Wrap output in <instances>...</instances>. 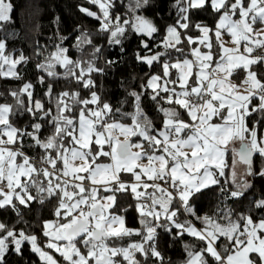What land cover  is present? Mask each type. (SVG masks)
Masks as SVG:
<instances>
[{"label":"snow or ice","instance_id":"snow-or-ice-1","mask_svg":"<svg viewBox=\"0 0 264 264\" xmlns=\"http://www.w3.org/2000/svg\"><path fill=\"white\" fill-rule=\"evenodd\" d=\"M86 2L97 11L77 9L98 22L94 32L78 25L67 46L57 17L51 48L34 49L47 102L25 82L7 93L13 103H0V211L17 217L0 222V264L9 253L24 259L25 247L39 264H166L162 235L182 243V264H264V192L250 198L264 180V0H172L163 32L143 12L152 0ZM12 12L0 0V30ZM132 36L149 71L127 92L126 111L128 99L114 107L95 77L127 55ZM29 59L0 37V78L21 79ZM60 80L77 87L56 92ZM209 190L218 203L201 215L193 204ZM34 204L51 206L39 234L24 220Z\"/></svg>","mask_w":264,"mask_h":264},{"label":"trees","instance_id":"trees-1","mask_svg":"<svg viewBox=\"0 0 264 264\" xmlns=\"http://www.w3.org/2000/svg\"><path fill=\"white\" fill-rule=\"evenodd\" d=\"M13 5L12 20L9 23L3 24V30H0V37H7V48L9 52H13L14 55H19L23 52L28 56L29 62L22 66H18L21 79H5L0 78V103H13L12 98L7 95L10 90H16L22 86L25 82H31L34 84V94L37 98H44L43 93L46 90L47 83L40 85L37 83V77L41 73L37 70V62L41 59L34 53V49L38 46H48L55 42V34L57 32V25L54 23L57 17L60 18L59 29L62 35L68 36L69 39L65 42L67 46H71L75 43V35L77 34L75 29L78 25L84 28L95 31L97 21L80 13L77 9L78 4H83L85 7L92 8L93 11L97 9L89 5L86 0H9ZM172 0H152L151 6L146 10H143L144 14L152 18L154 22L161 27V32L167 23H171L170 15L173 10L170 8ZM163 5V7H161ZM208 23H212L210 17H205ZM8 33L14 35L8 36ZM53 38V39H50ZM96 42L101 45H106V41L101 37H94ZM159 39V37L157 38ZM127 55L119 60L114 67L107 69V73L104 76H96L97 91L101 93L103 98L109 101L114 107H119L120 102L128 99L129 103L125 105L126 111H131V98L127 96V92L130 90L140 91L139 85L142 82V78L146 71H149L147 66L139 64L135 61L132 53L137 48V38L132 36L126 42ZM71 54L75 56L79 55L74 48L71 49ZM104 57L107 59H116L119 57V50H105ZM103 66V59L99 61ZM59 70V69H58ZM151 71H156L152 69ZM74 83H69L64 80H60L55 83V90L59 92L65 89H76ZM82 95H87V90L80 89ZM47 102V98H44ZM143 107L147 114L159 123L158 114L155 111V103L147 96L143 98ZM27 117H17L16 122L18 126H24L27 123ZM25 151L29 155H35V151L28 147L25 143ZM261 162L257 161V166H260ZM255 187L252 190L254 197L259 198L261 193L264 192V180L256 178L254 181ZM218 203L216 190H209L205 195L199 197L193 204V207L201 214L211 215ZM247 201L245 202V207ZM237 208L240 206L237 205ZM24 211V220L28 222V225L33 228L34 231L39 234V229L35 227L38 217L47 216L45 207L34 204L31 211ZM52 218L51 214L48 216ZM17 217L11 210L0 211V222L9 224H15ZM23 225L17 224L16 227H22ZM129 226H137L135 222L129 218ZM43 239V238H42ZM170 237L161 236L160 250L165 256L166 264H182L184 259L183 246L180 241H177L171 247L169 246ZM184 242H194L191 238L185 236ZM53 255H56L53 253ZM57 259H61L57 256ZM210 264H214L209 258ZM6 264H39V260L32 254L27 247L24 249V259L16 256L14 253H9L6 257Z\"/></svg>","mask_w":264,"mask_h":264},{"label":"rangeland","instance_id":"rangeland-1","mask_svg":"<svg viewBox=\"0 0 264 264\" xmlns=\"http://www.w3.org/2000/svg\"><path fill=\"white\" fill-rule=\"evenodd\" d=\"M45 211H46V213H47V214H46L47 216L44 215V218H45V219H51L50 217H48V216H50V214H51V206L46 207V208H45Z\"/></svg>","mask_w":264,"mask_h":264}]
</instances>
